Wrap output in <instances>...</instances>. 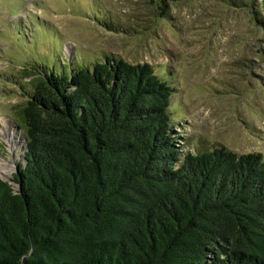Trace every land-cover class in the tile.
<instances>
[{
  "label": "trees",
  "instance_id": "16d2710c",
  "mask_svg": "<svg viewBox=\"0 0 264 264\" xmlns=\"http://www.w3.org/2000/svg\"><path fill=\"white\" fill-rule=\"evenodd\" d=\"M30 68L0 264H264L261 154L179 150L172 89L148 63Z\"/></svg>",
  "mask_w": 264,
  "mask_h": 264
},
{
  "label": "rangeland",
  "instance_id": "374dc122",
  "mask_svg": "<svg viewBox=\"0 0 264 264\" xmlns=\"http://www.w3.org/2000/svg\"><path fill=\"white\" fill-rule=\"evenodd\" d=\"M106 55L148 63L169 83L182 152L264 158V0H0V125L11 122L18 145L0 130L9 179L26 145L14 107L33 92L21 68L59 73Z\"/></svg>",
  "mask_w": 264,
  "mask_h": 264
},
{
  "label": "bare ground",
  "instance_id": "6f19581e",
  "mask_svg": "<svg viewBox=\"0 0 264 264\" xmlns=\"http://www.w3.org/2000/svg\"><path fill=\"white\" fill-rule=\"evenodd\" d=\"M10 123H6L5 120L2 121V124L0 125V130H2V131L6 130L5 132H6L7 136H8L7 140L10 141L11 143L15 144V141H14L15 140V130H11V128H9V127H7L5 125V124H10ZM5 126H6V128H5ZM17 148H18L17 144L13 145V149L16 150ZM12 168H13V164L11 163V161L4 159L1 162V165H0V169H1V172H2V175H3L2 177L9 179L8 177L10 176V172H11Z\"/></svg>",
  "mask_w": 264,
  "mask_h": 264
},
{
  "label": "water",
  "instance_id": "95a60500",
  "mask_svg": "<svg viewBox=\"0 0 264 264\" xmlns=\"http://www.w3.org/2000/svg\"><path fill=\"white\" fill-rule=\"evenodd\" d=\"M0 177H1L3 180H8L7 178L4 179L2 176H0Z\"/></svg>",
  "mask_w": 264,
  "mask_h": 264
}]
</instances>
